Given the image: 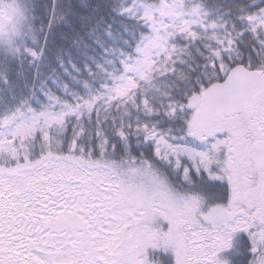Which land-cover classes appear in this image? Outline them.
Returning <instances> with one entry per match:
<instances>
[{
	"label": "snow or ice",
	"instance_id": "obj_1",
	"mask_svg": "<svg viewBox=\"0 0 264 264\" xmlns=\"http://www.w3.org/2000/svg\"><path fill=\"white\" fill-rule=\"evenodd\" d=\"M0 264H264V0H0Z\"/></svg>",
	"mask_w": 264,
	"mask_h": 264
}]
</instances>
